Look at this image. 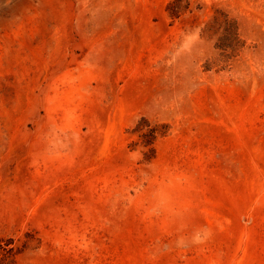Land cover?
<instances>
[{
  "label": "rangeland",
  "instance_id": "374dc122",
  "mask_svg": "<svg viewBox=\"0 0 264 264\" xmlns=\"http://www.w3.org/2000/svg\"><path fill=\"white\" fill-rule=\"evenodd\" d=\"M0 264H264V0H0Z\"/></svg>",
  "mask_w": 264,
  "mask_h": 264
}]
</instances>
